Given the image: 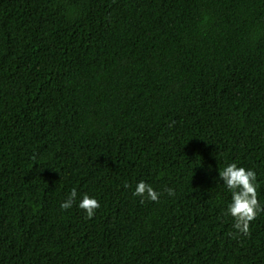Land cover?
Returning <instances> with one entry per match:
<instances>
[{"label": "trees", "instance_id": "1", "mask_svg": "<svg viewBox=\"0 0 264 264\" xmlns=\"http://www.w3.org/2000/svg\"><path fill=\"white\" fill-rule=\"evenodd\" d=\"M230 163L264 206V0H0V264H264Z\"/></svg>", "mask_w": 264, "mask_h": 264}, {"label": "clouds", "instance_id": "2", "mask_svg": "<svg viewBox=\"0 0 264 264\" xmlns=\"http://www.w3.org/2000/svg\"><path fill=\"white\" fill-rule=\"evenodd\" d=\"M218 179L231 192V201L227 205L225 214L233 218V227L237 232L247 234L250 222L256 218L259 212L264 211V206L257 199L259 185L255 171L238 167L236 163H230L222 171H219ZM167 193L169 196L175 195L173 189H167ZM133 195L140 197L141 202L144 200L156 202L160 193L155 191L151 185L140 181L136 184ZM76 199L77 191L72 189L67 199L60 204L61 210L70 209ZM78 207L85 212L86 218L90 219L95 215V210L100 205L95 198L84 194L79 200Z\"/></svg>", "mask_w": 264, "mask_h": 264}]
</instances>
